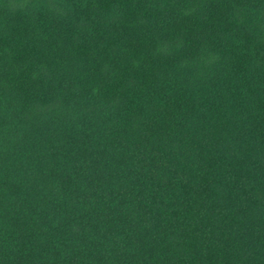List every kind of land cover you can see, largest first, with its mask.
Returning a JSON list of instances; mask_svg holds the SVG:
<instances>
[{
	"label": "trees",
	"instance_id": "trees-1",
	"mask_svg": "<svg viewBox=\"0 0 264 264\" xmlns=\"http://www.w3.org/2000/svg\"><path fill=\"white\" fill-rule=\"evenodd\" d=\"M0 264H264V0H0Z\"/></svg>",
	"mask_w": 264,
	"mask_h": 264
}]
</instances>
